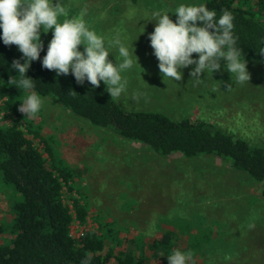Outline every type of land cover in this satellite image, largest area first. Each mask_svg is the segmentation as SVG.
<instances>
[{
	"label": "rangeland",
	"instance_id": "1",
	"mask_svg": "<svg viewBox=\"0 0 264 264\" xmlns=\"http://www.w3.org/2000/svg\"><path fill=\"white\" fill-rule=\"evenodd\" d=\"M198 1L63 0L67 16L84 9L87 25L106 42L119 39L133 44L131 51L139 65L122 74L126 91L119 99L113 98L122 109L159 112L173 120H206L264 148L263 64L245 60L250 79L243 84L236 83L234 77L231 80L223 64L214 73L202 74L199 82L190 76L194 65L182 70L180 81L162 78L148 40L155 26L152 14L172 12L180 3ZM169 16L175 21L172 13ZM41 37L49 42L51 30ZM110 55L113 62L121 59L114 46ZM43 99L35 118L20 112V123L26 121L42 137L51 138V147L74 171V192L64 189V202L71 207V195L87 196L85 226L73 222L70 228L75 239L84 230L95 229L93 218L98 217L104 222L115 221L119 236L127 240L141 232L150 242L164 229L176 231L180 249L197 240L193 257L197 264H264V204L257 201L258 185L246 175L218 158L160 157L144 145L93 127ZM0 121L9 125L13 118L2 112ZM33 143L42 150L38 139ZM10 196L0 177V224L11 220ZM178 220L191 224L190 229H181ZM4 237L0 234V244Z\"/></svg>",
	"mask_w": 264,
	"mask_h": 264
},
{
	"label": "trees",
	"instance_id": "2",
	"mask_svg": "<svg viewBox=\"0 0 264 264\" xmlns=\"http://www.w3.org/2000/svg\"><path fill=\"white\" fill-rule=\"evenodd\" d=\"M198 3L215 9L217 15L222 9L230 10L236 46L242 57L264 65V57L260 56L264 48V0ZM41 40L42 58L48 42L42 37ZM20 58L17 46H5L0 41V113L13 118L9 125L0 121V177L4 188L11 192L12 215L10 221L0 224V234L5 235L0 244V264H81L86 254H91L90 264H168L167 256L179 248L175 230L164 229L150 242L145 241L141 232L127 240L119 236L115 221L104 222L94 217L95 229L84 230L78 239L71 235L73 222L85 226L89 202L82 195L69 197L71 207L64 202L63 190L74 192L71 185L74 171L51 147V138L42 137L26 121L20 123L19 103L28 91L8 84L10 76L16 75L10 69L11 63ZM26 75L34 80L35 91L42 98L50 99L93 127L146 146L160 157L220 159L258 185V198L255 197L264 204V148L206 120H173L154 111H126L106 93L103 82L99 88H93L87 81L78 84L71 74L56 76L54 71L44 69L39 59L31 63ZM28 135L32 138H27ZM33 139H38L42 150ZM179 221L181 229H190L191 224ZM207 237L211 241L210 235ZM197 244L193 240L181 249L190 255L187 264H197L193 258Z\"/></svg>",
	"mask_w": 264,
	"mask_h": 264
},
{
	"label": "clouds",
	"instance_id": "3",
	"mask_svg": "<svg viewBox=\"0 0 264 264\" xmlns=\"http://www.w3.org/2000/svg\"><path fill=\"white\" fill-rule=\"evenodd\" d=\"M169 13L175 16V21ZM85 16L84 9L78 15L67 16L63 0H0V41L5 46H17L21 53V58L11 63L10 69L16 75L10 76L8 84L28 91L18 108L25 117L35 118L44 104L35 91L34 80L26 75L31 63L38 59L44 69L54 71L56 76L71 74L78 84L87 81L93 88H99L103 82L110 98L119 99L126 91L127 81L122 74L138 64L131 51L133 44L119 39L106 42L103 35L87 25ZM151 21L155 26L148 40L163 79L180 81L182 70L194 65L190 76L199 82L202 74L214 73L223 64L231 80L234 77L240 84L249 81L245 57L236 46L230 10L222 9L217 15L215 9L203 3H180L172 12H154ZM50 30L52 38L41 58L44 51L41 33ZM113 46L121 58L119 61L109 59ZM193 54H197L196 58ZM260 56L264 57V48ZM189 259L190 255L179 248L167 256L168 264H187ZM90 261L91 254H86L81 264Z\"/></svg>",
	"mask_w": 264,
	"mask_h": 264
}]
</instances>
